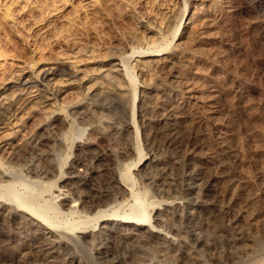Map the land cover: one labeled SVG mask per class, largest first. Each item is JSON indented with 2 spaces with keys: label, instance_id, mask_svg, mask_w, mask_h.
Returning a JSON list of instances; mask_svg holds the SVG:
<instances>
[{
  "label": "rangeland",
  "instance_id": "rangeland-1",
  "mask_svg": "<svg viewBox=\"0 0 264 264\" xmlns=\"http://www.w3.org/2000/svg\"><path fill=\"white\" fill-rule=\"evenodd\" d=\"M7 1L0 98L41 97L0 111V264H264V0Z\"/></svg>",
  "mask_w": 264,
  "mask_h": 264
},
{
  "label": "bare ground",
  "instance_id": "bare-ground-1",
  "mask_svg": "<svg viewBox=\"0 0 264 264\" xmlns=\"http://www.w3.org/2000/svg\"><path fill=\"white\" fill-rule=\"evenodd\" d=\"M2 1V0H1ZM9 1V0H8ZM7 1V2H8ZM13 1V0H12ZM23 1V0H22ZM27 1V0H26ZM34 0H30V2H33ZM48 1V0H47ZM57 1V0H56ZM79 1H81V0H79ZM6 2V3H7ZM15 2V1H14ZM39 2V1H38ZM55 2V1H54ZM53 2V3H54ZM59 2H61V1H59ZM70 2V1H69ZM82 2V1H81ZM87 2H89L90 4H92L93 2L92 1H87ZM21 3V2H20ZM27 3V2H26ZM75 3V2H74ZM22 4V3H21ZM25 4V3H24ZM37 4V3H36ZM45 4V3H44ZM48 4H50L51 5V3H48ZM54 4H57V3H54ZM71 4H72V2H71ZM77 4V3H76ZM84 4V3H83ZM88 4V3H87ZM17 5V4H16ZM20 5V4H19ZM23 5V4H22ZM60 5L62 6V4L60 3ZM4 6H5V4H4ZM6 6H7V4H6ZM26 6H28V5H26ZM40 6H42V5H40ZM40 6H39V8H40ZM49 6V5H48ZM55 6V5H54ZM57 6H59V5H57ZM75 5H72V7H74ZM18 7V6H17ZM20 7H21V5H20ZM20 7H19V9H20ZM22 7H25L24 5L22 6ZM30 7V6H29ZM43 7V6H42ZM52 7V6H51ZM76 7V6H75ZM92 7V6H91ZM1 8H2V6H1ZM47 8V7H46ZM50 8V7H49ZM58 8H60L61 9V7H58ZM82 8H84L83 6H82ZM7 9V8H6ZM17 9V8H16ZM15 9V10H16ZM24 9V8H23ZM31 10H32V8H30ZM44 9H45V7H44ZM53 9V8H52ZM55 9H56V7H55ZM86 9V8H85ZM14 10V9H13ZM20 10H22V9H20ZM20 10H18V11H20ZM29 10V9H28ZM46 10V9H45ZM51 10V9H50ZM57 10V9H56ZM77 10V9H76ZM78 10H80L79 8H78ZM12 11V10H11ZM26 11H27V9H26ZM25 11V12H26ZM39 11V10H38ZM47 11H49L48 9H47ZM46 11V12H47ZM61 11V10H60ZM37 12V11H36ZM43 12V11H42ZM54 12V11H53ZM57 12V11H56ZM55 12V13H56ZM69 12H71L72 13V10L71 11H69ZM86 12V11H85ZM88 12V11H87ZM91 12V11H90ZM15 13H17L18 14V12H15ZM23 13V12H22ZM39 13V12H38ZM52 13V12H51ZM70 13V14H71ZM75 13V12H74ZM82 13H84V12H82ZM81 13V14H82ZM89 13V12H88ZM3 14V13H2ZM2 14H0V15H2ZM42 14V13H41ZM49 14H50V11H49ZM67 14H69L68 13V11H67ZM81 14H79V15H81ZM23 15V14H22ZM35 15H36V13H35ZM43 15V14H42ZM72 15H73V13H72ZM44 16V15H43ZM52 16V15H51ZM61 16H62V13H61ZM66 16V15H65ZM82 16H84V15H82ZM82 16H81V18H82ZM16 17V16H15ZM17 18V17H16ZM20 18V17H19ZM38 18V17H37ZM43 17H41V19H42ZM46 18H48V17H46ZM51 18V17H50ZM57 18H59V17H57ZM64 18V17H63ZM6 19V18H5ZM21 19V18H20ZM41 19H40V22H42L41 21ZM52 19V18H51ZM61 19V18H60ZM73 19V18H72ZM71 19V20H72ZM74 19H78V18H74ZM46 20V19H45ZM57 20V19H56ZM67 20V19H66ZM81 20V19H80ZM20 21V20H19ZM18 21V22H19ZM49 21V20H48ZM82 21V20H81ZM81 21H79V22H81ZM2 22V21H1ZM5 22V21H4ZM9 22V21H8ZM17 22V23H18ZM35 22V21H34ZM66 22V21H65ZM64 22V23H65ZM79 22H77V25L79 24ZM43 23V22H42ZM48 23V22H47ZM69 23V22H68ZM74 23V22H73ZM53 24H55V23H53ZM53 24H52V26H53ZM70 24V23H69ZM76 24V23H75ZM8 25H9V23H8ZM16 25V24H15ZM20 25V24H19ZM34 25V24H33ZM45 25H46V23H45ZM50 25V24H49ZM56 25H58L57 23H56ZM55 25V26H56ZM68 25V24H67ZM71 25H73V24H71ZM7 26V25H6ZM11 26V25H10ZM18 26V25H17ZM29 26H31L30 24H29ZM36 26V25H35ZM54 26V27H55ZM45 27V26H44ZM59 27V26H58ZM65 27V26H64ZM180 27V26H179ZM11 28H12V26H11ZM30 28V27H29ZM32 28H35V27H32ZM32 28H30L31 29V31H32ZM50 28V27H49ZM66 28V27H65ZM68 28H69V26H68ZM53 29V28H52ZM57 29V26H56V28L54 29V30H56ZM59 29V31L58 32H60V33H58V35L60 34H62L61 33V31H60V29H62L61 27H59L58 28ZM57 29V30H58ZM177 29H179V28H177ZM35 30V29H34ZM44 30H45V28H44ZM51 30V29H50ZM71 30V29H70ZM39 31H41V30H39ZM46 31V30H45ZM64 31V30H63ZM62 31V32H63ZM178 31V30H177ZM43 32V31H42ZM66 32V31H65ZM71 32V31H70ZM72 32H73V30H72ZM71 32V33H72ZM32 33V32H31ZM46 33V32H45ZM44 32H43V34H45ZM56 33V32H55ZM64 33V32H63ZM67 33V32H66ZM40 34H42V33H40ZM54 34V33H53ZM63 35V34H62ZM66 35H68V34H66ZM41 36V35H40ZM45 36V35H44ZM51 36H53V35H51ZM46 37V36H45ZM57 37V36H56ZM63 37V36H62ZM66 38V37H65ZM58 39H60V38H58ZM63 39V38H62ZM67 39H65V41H66ZM63 41H64V39H63ZM169 44V43H168ZM53 46V45H52ZM85 50V49H84ZM89 50V49H88ZM114 50V49H113ZM112 50V51H113ZM87 51V50H86ZM100 51V50H99ZM83 52V51H82ZM96 52V51H95ZM76 53V52H75ZM84 53H85V51H84ZM117 53H118V51H117ZM116 53V54H117ZM140 53V52H139ZM146 53V52H145ZM144 53V54H145ZM148 53V52H147ZM146 53V54H147ZM151 53L152 52H150V55H148V56H150L149 57V59H153L151 56H154V55H151ZM77 54V53H76ZM75 54V55H76ZM108 54V53H107ZM132 54V53H131ZM137 54V53H136ZM141 54V53H140ZM143 54V53H142ZM154 54V53H153ZM73 55V54H72ZM74 55V56H75ZM104 55V54H103ZM134 55V54H133ZM87 56V55H86ZM130 56V55H129ZM128 56V57H129ZM159 56V55H158ZM60 57V56H59ZM106 57H108V58H110V59H112V60H120L116 55H114V54H111L110 56L108 55V56H106ZM146 57V56H145ZM58 58V57H57ZM80 58V57H79ZM98 58H99V56H98ZM125 58V57H124ZM130 58V57H129ZM156 58V57H155ZM59 59V58H58ZM70 58H61V60H62V62H67V61H70L69 60ZM109 59V60H110ZM126 59V58H125ZM160 59V58H159ZM73 60V59H72ZM92 60V59H91ZM93 60H95L94 59V56H93ZM97 60H99V59H97ZM108 60V61H109ZM144 60V59H143ZM76 61V60H75ZM121 61V60H120ZM2 62V61H1ZM64 62V63H65ZM73 62V61H72ZM85 62V61H84ZM88 62H91L90 60H88ZM5 63V62H4ZM63 63V64H64ZM99 63H100V61H99ZM103 63H104V60H103ZM116 63V62H115ZM119 63V62H118ZM58 64V63H57ZM62 64V65H63ZM81 64V63H80ZM85 64V63H84ZM120 64V63H119ZM93 65V64H92ZM101 65V64H100ZM100 65H99V67H100ZM67 66V65H66ZM70 66V65H69ZM91 66V65H90ZM104 66V65H103ZM30 67V66H29ZM28 67V68H29ZM82 67H83V65H82ZM86 67V66H85ZM106 67V66H105ZM116 67V66H115ZM93 68V67H92ZM91 68V69H92ZM69 69H71V68H69ZM82 69V68H81ZM80 68H73L72 70H71V74L72 75H74V76H76V77H79V80H81V82L85 79V78H88L89 77V73L90 72H88V76H87V74L83 71V70H81ZM28 70H30V69H28ZM65 70V69H64ZM115 70H117V69H115ZM96 71V70H95ZM125 71V70H124ZM114 73V72H113ZM120 74V73H119ZM118 74V75H119ZM109 75V72H107L106 73V71L105 70H103V69H98L97 71H96V73L95 72H92V76L93 77H98V76H100V77H106V76H108ZM115 75V74H114ZM121 75V74H120ZM91 76V77H92ZM91 77H89V78H91ZM93 77L91 78V79H93ZM107 78V77H106ZM61 79V78H60ZM69 79V78H68ZM67 80V79H66ZM107 80H111V79H109V78H107ZM129 81H130V87L132 88V90H133V88H134V83H133V81L132 80H130L129 79ZM54 82V84H55V81H53ZM108 82H112V81H108ZM73 83V82H72ZM72 83L71 82H64V83H62V84H59L58 86H57V90L59 91V92H63V91H68V89H70L71 87H72ZM84 83V82H83ZM124 83V82H123ZM111 85H112V83H110ZM46 85V84H45ZM74 85V84H73ZM80 85V84H79ZM117 85V84H116ZM122 85V84H121ZM53 86V85H52ZM113 86V85H112ZM118 86V85H117ZM92 87H93V85H92ZM118 87H120V85L118 86ZM129 87V86H128ZM45 88H47V87H45ZM113 89V88H112ZM123 89H125V88H123ZM130 89V88H129ZM27 90V89H26ZM26 90H24V91H26ZM35 90V89H34ZM23 91V92H24ZM36 91V90H35ZM38 91H40V90H38ZM91 93H94L93 95H100V94H102V92H103V87L102 86H100L99 85V83L98 84H96L93 88H91L90 90H89ZM41 92V91H40ZM44 92V91H43ZM46 92V91H45ZM130 92V91H129ZM133 92V91H132ZM37 93V92H36ZM131 94V93H130ZM135 94V93H134ZM126 95H128V94H126ZM44 96V95H43ZM41 96H27L26 94H24V93H18V94H16V95H14L12 98H6V97H1L0 98V111L2 112V111H5V110H9V109H11L18 101H20V100H25V101H27V100H35V99H39ZM45 97H47V96H45ZM97 97V96H96ZM49 98V97H48ZM120 98V97H119ZM129 98V97H128ZM132 98V97H131ZM123 100V99H122ZM128 100V99H127ZM135 100V99H134ZM43 101V100H42ZM45 101V100H44ZM124 101V100H123ZM121 102V101H120ZM128 102V101H127ZM35 103V102H34ZM34 103H33V105H34ZM122 103V102H121ZM28 104V103H27ZM122 104H124V103H122ZM22 105V104H21ZM37 105H39L38 103H37ZM129 105V104H128ZM35 106V105H34ZM21 107V106H20ZM19 108V107H18ZM24 108V107H23ZM129 108V107H128ZM130 109V108H129ZM12 110V109H11ZM29 110V109H28ZM36 110V109H35ZM28 112V111H27ZM10 113H11V111H10ZM16 113V112H15ZM14 114V113H13ZM17 114V113H16ZM12 116V115H11ZM132 118V117H131ZM23 119V118H22ZM21 120V119H20ZM131 120V119H130ZM127 121H129V120H127ZM132 122H133V120H131ZM5 122V121H4ZM130 122V121H129ZM131 123V122H130ZM4 124V123H3ZM14 124V123H13ZM129 124V123H128ZM10 125V124H9ZM3 126V125H2ZM5 126V125H4ZM8 126V125H7ZM130 129H132L131 131L132 132H135V129H134V126H133V124H130ZM115 129V128H114ZM129 129V130H130ZM1 136V135H0ZM10 136V135H9ZM9 138V137H8ZM11 138V137H10ZM0 141H1V137H0ZM8 142H9V140H8ZM14 143V142H13ZM2 145V144H1ZM5 146V145H4ZM139 151V150H138ZM124 175V174H123ZM131 180V177L129 176V175H124V176H122V177H118V179L116 178V188L119 190V191H121V192H123V193H128L129 192V190L127 189V187L125 186V184L128 182V181H130ZM3 191H4V189H3ZM2 192V191H1ZM5 192H7V191H5ZM4 194V193H3ZM8 194V193H7ZM11 194V193H10ZM16 194V193H15ZM5 195H6V193H5ZM10 199V198H9ZM1 200V199H0ZM15 200H16V202L18 203V204H27V206H29V208L30 209H32V213H33V215H35V216H37V217H39L45 224H47V225H45L46 227H55L54 225H56L57 223H61L62 224V226L64 225L65 226V228L66 229H68V230H73V229H75V228H78V226H79V223H75V222H71V221H69V220H66V218H64V217H60L61 216V213L55 208V207H53V206H45V205H36L35 203H34V201L32 200V199H26L24 196H22V195H20V194H16V197H15ZM14 201V200H13ZM12 201V202H13ZM18 204H16V205H18ZM22 206V205H21ZM103 207V206H102ZM95 208H97V207H93V210L95 209ZM21 211V210H20ZM31 211V210H30ZM28 212V211H27ZM31 213V214H32ZM132 214H134L133 216L132 215H129V216H127V217H123V219H134L135 217V215H139V220L140 221H146L147 220V214H146V211H145V207H144V202H143V200H142V198L140 197V196H138V195H135L134 196V205L132 206ZM103 216H116L115 214H111V215H105L104 213H100V212H97L96 214H95V217L94 218H101V217H103ZM137 217V216H136ZM87 220H89V218H84V220H83V222L84 221H87ZM125 223H128L129 221H124ZM61 226V227H62ZM60 227V228H61ZM64 228V227H63ZM80 230H82V229H80ZM53 235V234H52ZM55 237V236H54ZM54 262V261H53Z\"/></svg>",
  "mask_w": 264,
  "mask_h": 264
}]
</instances>
